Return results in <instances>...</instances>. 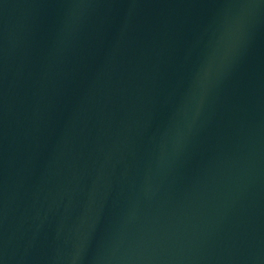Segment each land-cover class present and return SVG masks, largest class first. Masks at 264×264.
Returning <instances> with one entry per match:
<instances>
[{
	"label": "water",
	"instance_id": "obj_1",
	"mask_svg": "<svg viewBox=\"0 0 264 264\" xmlns=\"http://www.w3.org/2000/svg\"><path fill=\"white\" fill-rule=\"evenodd\" d=\"M0 264H264V0H0Z\"/></svg>",
	"mask_w": 264,
	"mask_h": 264
}]
</instances>
